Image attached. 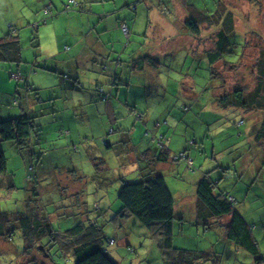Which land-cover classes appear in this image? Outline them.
I'll return each instance as SVG.
<instances>
[{"label": "rangeland", "instance_id": "rangeland-1", "mask_svg": "<svg viewBox=\"0 0 264 264\" xmlns=\"http://www.w3.org/2000/svg\"><path fill=\"white\" fill-rule=\"evenodd\" d=\"M223 1L234 12L231 20L235 35L230 39L237 45L233 48L234 54L226 57L235 66V71L232 68L223 73L227 78V100L223 98L217 101L220 97L215 88L222 83L212 74L210 64L203 57L205 51L212 50L216 36L204 35L202 41L207 45L205 48L201 45L199 49L189 41L188 44L178 38V41H173L174 36L180 35L194 41L193 37L185 36L184 30H181L184 13L180 9L175 15L172 11L163 16L166 24L160 26L158 33L150 32L146 37L142 36V41H129L122 35H112L116 43L108 53L113 54L112 58H102L99 64L110 66L108 70L114 71L117 64L112 61L121 60L122 74L119 79L122 81L130 76L126 73L129 69L125 67L127 62L142 55L154 54L162 66L159 70H153V74L149 70L135 77L132 83L129 81L133 86L130 92H125L128 89L125 86H117L116 89L124 87V90H120L117 98L116 91L110 93L109 103L103 102L97 92L99 86L105 90L111 88L112 73L109 74V71L105 73L109 81L100 71L98 76L86 81L69 75V71L59 73L63 72V66L59 64L57 69H51L50 65L43 69L33 65L39 53L40 41L43 44L41 51L53 54L58 53L60 43L67 39V35H56L53 18L49 19L48 25L42 24L39 32L32 28L26 30L21 40L24 64L21 67L0 64V121L33 117L35 129L31 135L32 143L27 147L20 148L14 142L0 140V205L6 209L22 208V211L26 208V212L31 213L40 210V217L47 216L56 232L73 228L81 222L96 223L107 239L116 240V244L106 245L110 257L118 264H173L170 260L174 251L163 246L162 238L154 237L134 217L124 221L115 218L123 207L118 199L123 180L132 182L143 174H160L166 176L176 204H180L183 210L186 206L189 208L181 211L186 214L179 215L182 220L174 221L173 249L208 254L209 259H202L198 264H258L246 250L227 240L226 227L219 223L218 218L208 217L199 221L195 211L194 180L210 175L217 176V194L233 193L236 209L240 213L243 212L249 219L264 220V146L258 144L254 137L264 109L252 108L249 114L243 107L234 105V101L239 102L235 91L248 93L256 85L255 68L259 67V59L264 51L260 48L264 43V0ZM145 2L153 5V10L159 15H162L160 6L168 4L167 0L161 3L159 0ZM218 2L192 0L191 4L210 14L208 12L214 13ZM43 4L44 0L39 3L24 2L23 9L30 5L31 10H35L33 19L28 18L25 25L44 16ZM65 15L63 19L68 16ZM67 20L76 27L73 20ZM209 27L210 24H206L201 29L209 33ZM67 30L70 34V30ZM39 34L42 36L40 41ZM32 37L36 38L34 45ZM128 48L130 50L126 52ZM80 56L85 58L83 54ZM99 57L91 51L89 59ZM73 68L71 66L69 70ZM93 68L97 70V66ZM52 70L57 73H51ZM18 72L29 77L28 83L33 84L32 81L37 79L42 84L55 82V86L59 87L71 84L72 89L67 93L61 92L63 95L54 103L57 106L55 109L52 104L55 97L53 92L42 93L40 97L36 89L30 93L29 100L23 97L25 90L22 88L26 84L13 76ZM188 76L190 79L193 76L194 82L187 81ZM127 99L133 108L147 113V120L151 122L149 126H145L144 121L135 120L132 124L127 122L125 129L117 128L115 110L107 107L112 104L115 108L117 102L123 104L128 110V115L124 117L126 120L133 109L128 107ZM222 102H227L231 108L224 109ZM201 109H206L205 113H201ZM210 109H221L223 112L215 116ZM166 120L171 124L166 125ZM161 124L162 127H159ZM160 128H164L163 132L165 128L168 129L167 135L171 142L173 140L171 145L175 153L185 152L192 160L195 159L193 170H188L185 161L179 163V169L172 162L166 165L152 162L150 157H143L140 164L133 162L134 154L128 148L130 141L147 150L156 135L154 129ZM66 129L72 132L70 136L66 135ZM111 129L114 134L110 133ZM123 130L133 131L135 135L123 136ZM102 133L107 135L106 139ZM159 136L163 137L164 134L161 132ZM37 140L39 143H36ZM107 143L113 146L107 148ZM74 145L78 146L77 151L73 150ZM1 156L5 160L4 166ZM32 167L34 171L30 170ZM175 173L180 174L181 180L177 181L179 176L176 177ZM252 227L254 230L255 225L252 224ZM42 245L45 253L37 248L27 251L25 237L0 238V264H74L71 253L62 252L61 245L56 242L49 244V239L45 238ZM35 257L38 262L32 263Z\"/></svg>", "mask_w": 264, "mask_h": 264}, {"label": "trees", "instance_id": "trees-1", "mask_svg": "<svg viewBox=\"0 0 264 264\" xmlns=\"http://www.w3.org/2000/svg\"><path fill=\"white\" fill-rule=\"evenodd\" d=\"M73 1V3L69 2L63 4V6H61V9L63 10H61L62 12L57 11L56 8L54 9L53 5L48 3V5L42 9L44 16L35 23H29L32 25H28L27 30L32 28L34 31H38V27L40 28L42 24H48L49 19L54 17L53 15L61 16L63 14L78 11L80 4L75 0ZM140 1L147 0H139V2ZM191 1H181V6L185 8L187 12L184 26L202 46L205 45L202 41L204 35L216 36L217 40L215 41L212 50L205 51L203 57L207 60L208 64H210L212 74H214L218 81L222 83V85L215 88V92H217L218 97H220L217 101H220L223 98L227 100V98H229V96L225 95L227 78L224 77L223 73L228 72L232 68H234L235 71L233 63H230L226 59L227 56L234 54L233 48L237 46L230 39L232 35H235L231 20L234 12L223 0H219L214 13L208 12L210 14L204 13L198 7L191 4ZM134 10H136V5ZM166 10L167 9H164V11ZM53 11H55L54 14L52 13ZM206 24H210L209 33L206 30L204 32L201 29V27ZM120 27L125 38L130 41L131 28L129 23L124 22ZM22 30L18 27H10L8 33L0 38V64H9L11 67L12 65L21 67L24 64L23 45L21 41L23 34ZM31 39L34 45L36 38L32 37ZM209 41H211V39ZM263 44L264 43L260 46L262 50H264ZM65 51H68V48L65 49ZM203 57H201V59ZM259 61V67L255 68L256 85L253 90L248 93H243L239 90L234 92L239 100V102L234 101V105L243 107L249 114L252 113V111H249L252 108L264 109V95L261 94L264 93V51L261 53V59H259ZM135 63L139 68V72H142L146 67L159 70L162 66L161 62L157 61L155 57H150L149 54L137 58ZM33 65L40 69L49 68L48 65L51 67L50 62L43 63L40 59H35ZM229 66H231V68H229ZM51 69L53 68L51 67ZM51 73H57V71L52 70ZM63 73L66 72L64 71ZM14 75L18 76L16 79L19 82L22 81L21 83H26V89H24L25 87L22 88V90L26 91L25 94H30L35 91L27 84V77H24L20 72ZM65 77L68 79V76ZM218 88L221 90L220 93L218 92ZM97 92L103 102L107 101L110 97L101 86L98 87ZM221 106L224 109L231 108L227 102L225 104L223 103ZM134 110L135 109L132 111ZM143 114L144 113L136 112L135 118L140 121L141 117L144 116ZM34 129L35 122L33 121V117L22 116L16 119L0 121V140L14 142L20 148H22V146L27 147L32 143L33 139L31 138V135ZM257 129L256 136H254L255 140L258 144L264 146V113L262 119L258 122ZM36 143H39L38 140ZM111 145L113 146V144ZM156 145L161 153L157 157L159 162H167L170 161V159L174 162L183 161V159L176 160L175 158L180 154L190 158L185 152L175 153L170 156L168 153V149H170V139L168 137L160 136L156 138ZM72 147L74 151H77V145ZM149 153L150 151L148 150L144 155L147 156ZM1 158L3 159L2 165L4 166V157L1 156ZM30 170L34 171V167ZM30 179H32V177ZM216 181L217 180L210 175H203L196 185L198 214L202 218L201 220L207 219L208 217L218 218L219 223L226 227L227 240L246 250L252 258L256 259L258 264H262L264 257L260 254L258 242L254 238L253 227L247 222L243 214L236 209L237 202L231 194L226 192L216 193ZM122 182L123 186L118 194V199L123 207L122 210L116 214V219L119 218L124 221L128 218L134 217L154 237L162 238L163 246L168 250L174 251V255L170 260L173 264H198L202 259H209L208 254L199 251L173 249L172 231L174 228V221L176 219L182 220L183 218H179V215L182 213L178 214L176 211V198L168 186L165 176L153 174L141 178L138 177L137 180L132 182H127L125 180ZM76 195L80 196V194ZM30 201L31 200H29V202ZM34 208L38 209L37 206H34ZM21 209L22 208L6 209L0 205V238L9 240L16 237V235L18 238L25 237V248L27 251H30V249H38L42 250L44 253L45 247L42 245V242L45 238H48L49 244L56 242L58 245H61L62 252L71 253L74 257V264H118L110 257L107 249V245L112 246L116 244V240L114 238L107 239L103 230L99 228L96 223L90 222V219L86 220L89 221V223L81 222L76 224L73 228L56 232L52 227V222L46 218L47 216L40 217V210L35 213L28 211V213L26 212V208L23 211ZM68 216L71 217L70 215ZM227 219H229L228 223H226ZM37 253L43 255L42 252L38 251ZM33 262H38L36 257L32 263Z\"/></svg>", "mask_w": 264, "mask_h": 264}, {"label": "crops", "instance_id": "crops-1", "mask_svg": "<svg viewBox=\"0 0 264 264\" xmlns=\"http://www.w3.org/2000/svg\"><path fill=\"white\" fill-rule=\"evenodd\" d=\"M76 2H78V4H80V6L78 7V11L73 12V13H69L67 14L68 16L66 17V19H63L64 15L61 16H55L53 15V21L56 27L55 33L57 36L60 37H64L65 35H67V39L65 40V42L60 43L59 47H58V53L53 52V54L50 53H45L41 51V48H43V44L42 41H40V38H42V36L39 34V53L35 56L36 58L34 59H40V61H42L43 63H47L50 62L51 63V67L54 69L58 68V64L63 66V72L64 71H69V75H74L76 78H78L79 80H86V81H90L92 77H95L96 75L98 76V71H100L102 73V75H104V79L109 81L107 79V75L105 74L106 72H108L110 66L107 65H102L99 64L100 59L102 58H107L108 56H110V59L112 58L113 54H108L110 52V49L114 48V46L116 45V43L114 42V37L112 35L114 34H118V35H122L125 38V35H123L122 31H121V27L120 25L124 22L129 23V26L131 28V36H130V41H132L133 39L136 40H140L142 41V36L146 37L150 32H154V33H158L160 26L165 25L166 22L163 19L165 15H168L169 13H171L172 11H174V15L177 13V10L180 9V12H183V17H181L182 20V31L184 33V35L186 36L189 35L191 38L193 37L194 41L192 42V39H185L184 36L180 35L178 37L174 36L173 41H178L181 40L182 42H184L185 44H188L187 41H189L191 44H196L199 49L200 48V44H198L196 38L191 35L188 30L185 28V26L183 25V22L185 21L186 18V9L183 8L181 6V1L182 0H167L168 4H164L163 7L160 6V11L162 13V15H159L157 13H155V11L153 10V5H150L149 2H145V1H140L139 0H75ZM160 3L163 0H159ZM24 2L27 3H39L40 0H0V38L3 37L6 33H8L10 27H18L20 28L24 33L27 30V26L28 25H32V24H28L25 25L26 23H28V18L33 19V13L35 10H31V6L29 5L27 8L23 9L24 6ZM70 0H44V4H43V8L48 5V3H50L51 5L54 6V9L56 8L57 11L62 12L63 10L61 9V6H63V4L65 3H69ZM57 3H59V10L57 8ZM20 4H21V8H20ZM136 5V10H134V7ZM109 6V7H108ZM42 8V9H43ZM164 9H167L166 11H164ZM62 10V11H61ZM134 10V11H133ZM54 14V12H52ZM72 15V17H71ZM67 19H71L74 21L73 24H76V27H73V25L67 20ZM36 21H38L36 19ZM35 23V22H34ZM49 24V21H48ZM46 24V25H48ZM71 24V25H69ZM41 25V24H40ZM45 25V24H44ZM45 25V26H46ZM41 28V27H40ZM40 28L38 27V31L39 32ZM64 29H66L64 31ZM70 30V34L69 31ZM23 37V36H22ZM178 38V39H177ZM197 42V43H195ZM128 45V44H127ZM131 45V44H130ZM129 45V47H130ZM142 45V44H141ZM207 45V43H205V45L203 46V48H205V46ZM193 46V45H192ZM68 48V51H65V49ZM75 48L77 49V54L74 53ZM114 50V49H113ZM130 50V48H128L126 50V52H128ZM91 51L93 53H96V55L99 57L95 60V58L89 59L90 57V53ZM84 55L85 58H81L80 55ZM147 55V54H145ZM133 56H136V54H133ZM144 56V55H143ZM154 54H150V57H154ZM141 57V56H140ZM75 60V63H73V61ZM136 60V59H135ZM135 60H130L129 62H127V66H125L126 68L128 67L129 69L126 70L127 74H130L129 78L126 81H122L121 79H119V76L122 74L121 71V60H113L112 62L115 63L116 68H114V71H109V74H111V79H112V86L109 90H105V92H107L108 94H113V91H116L115 93V97H119L120 95V90L124 87H120L118 89L117 86H125V92H130L133 89V86H130V83H128L129 81L132 83L135 80V77L138 78L139 75H142L144 72H151L152 74L155 73L153 70L154 69H150V68H145L142 72H139V68L137 67ZM71 66L74 67L71 71L69 69H71ZM93 66H97V70H95V68H93ZM130 66V67H129ZM159 66V65H158ZM21 71V70H19ZM62 72V73H63ZM40 74L36 75L39 76ZM101 75V76H102ZM17 76V75H16ZM18 77V76H17ZM191 79L189 78V76L186 78L187 81H191L194 82V78L193 76H190ZM66 78V77H65ZM29 77H27V82H28ZM30 81V79H29ZM32 83H28L29 86H31L32 89H34L36 91V89L39 91V95L40 97L42 96V93H49V92H53V95H55V97L52 99L54 101H52V104L54 105L55 109L57 108V106L54 104L56 99L60 96H62L63 94H61L62 91H66V93L72 89V85L70 84H65L62 85L61 87H59V85L55 86V82L52 84H42L41 81L35 79L32 81ZM26 84V83H25ZM130 86V87H129ZM102 87V86H101ZM144 88V86H142ZM33 90V91H34ZM124 90V89H122ZM139 93H142V91H138ZM25 94V91H24ZM57 96V97H56ZM144 96V94H143ZM218 96V95H217ZM23 97H25L26 99H30L31 95L26 93L25 96L23 95ZM110 98L105 101L106 103H109ZM114 100V99H113ZM115 101V100H114ZM44 102H46L44 100ZM127 103L128 107L133 108L132 105L130 104L129 99H127ZM118 105L114 106L112 104H110L107 109H114L115 110V115H114V120H115V125L117 126V128H126V124L127 122L129 123H134L135 120L139 121L138 119H135V113L136 112H141L139 110H137V108H133L135 109L134 111L131 110V115L128 117V119H124V117H126L128 114V110L124 108L123 104H119V102H117ZM206 109H201V113H205ZM212 112H214L215 116L216 114H218L219 112H223L221 109H210ZM142 113V112H141ZM144 116L141 117L140 121H144L145 122V126H149V120H147V113L143 114ZM118 117V118H117ZM167 122H165V124H171L168 120H166ZM151 123V122H150ZM56 124V122L54 123ZM216 124V123H215ZM162 127V124L159 126ZM118 129V131H119ZM135 127H133V130L135 131ZM164 128H160V129H154V134L155 137L152 139L151 141V145H149V149H143L141 146H135L133 144V141H130V144H128V148L131 150V152H133V162L134 163H139L143 160L142 158H149L150 160H152V162H157L158 164H169V162H172V164H174L177 168L179 169V163L183 164L184 161L182 162H174L172 159H170V161L167 162H159L157 157L158 155H160V149L157 147L156 145V138L160 137L159 134L162 132L164 134V137H168L167 135V128H165L164 132H163ZM161 131V132H160ZM66 135L70 136L72 134L71 131H69L68 129L65 130ZM111 134H114V130L111 129L110 131ZM133 131H128L126 132V130H123V136L130 134L132 136H134L135 134H132ZM103 136H105V133H102ZM101 135V136H102ZM107 137V135L105 136V138ZM173 142V140H172ZM172 142L170 141V149H168V153L170 156L174 155L175 152L172 150ZM105 143V142H104ZM196 144V143H195ZM105 147L110 148L111 144L107 143L105 145ZM78 150V149H77ZM150 151V153L145 156L144 154L147 151ZM112 151V150H111ZM144 155V156H143ZM260 158V156L258 155V159ZM259 163V162H258ZM187 165L188 170H193L194 169V165H195V159L193 160V167H189L187 163H185ZM161 170V169H159ZM162 171V170H161ZM180 174L175 173V176L178 177ZM216 176V174H214ZM143 176H147V174H143ZM142 176V177H143ZM166 177V176H165ZM214 177V176H212ZM217 177V176H216ZM216 177L215 180H216ZM227 177V176H226ZM141 178V177H140ZM202 178V177H201ZM167 180V179H166ZM176 180V179H175ZM181 180V176L178 177L177 181ZM199 179H195L194 180V187H195V191H196V185L199 182ZM168 186L169 182L167 181ZM171 189V187H170ZM172 191V189H171ZM173 192V191H172ZM228 194H231L233 197H235V195H233V193L231 192H226ZM185 201V200H184ZM195 203H196V209L195 211L197 214L196 218H199V221H202L201 217L198 214V200H197V196L195 197ZM186 203V202H185ZM185 210L182 209L180 204H177L176 207V211L178 214L181 213V211H186L188 210V206L184 207ZM180 211V212H179ZM241 214H243V216L246 218L247 222L252 226L255 225V228L253 230V235L255 240L258 242L259 245V250H260V254L263 255V245H264V220H256V219H249L247 215H245L243 212H241ZM182 215V214H181ZM186 214H183L182 216H185ZM208 216V215H206ZM224 221V220H223ZM16 222V221H15ZM229 222V219H227V222ZM16 224V223H15ZM20 252V251H19ZM264 257V255H263ZM262 264H264V260L262 262Z\"/></svg>", "mask_w": 264, "mask_h": 264}, {"label": "built area", "instance_id": "built-area-1", "mask_svg": "<svg viewBox=\"0 0 264 264\" xmlns=\"http://www.w3.org/2000/svg\"><path fill=\"white\" fill-rule=\"evenodd\" d=\"M74 1L71 0L70 3H73ZM15 78H18L16 75H13ZM162 141V139H161ZM176 160L178 159H183V161H186V163L188 164L189 167H193V160L189 157H186L185 155L183 154H180V155H177L176 157Z\"/></svg>", "mask_w": 264, "mask_h": 264}]
</instances>
